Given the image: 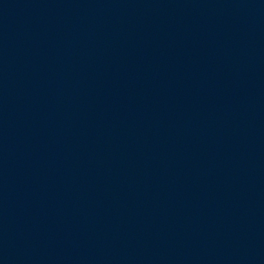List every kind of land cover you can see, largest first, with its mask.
<instances>
[{"label": "water", "instance_id": "water-1", "mask_svg": "<svg viewBox=\"0 0 264 264\" xmlns=\"http://www.w3.org/2000/svg\"><path fill=\"white\" fill-rule=\"evenodd\" d=\"M0 264H264V0H0Z\"/></svg>", "mask_w": 264, "mask_h": 264}]
</instances>
